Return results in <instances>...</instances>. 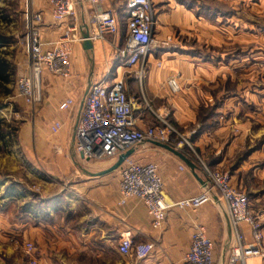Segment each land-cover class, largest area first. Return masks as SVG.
<instances>
[{"label": "crops", "instance_id": "obj_1", "mask_svg": "<svg viewBox=\"0 0 264 264\" xmlns=\"http://www.w3.org/2000/svg\"><path fill=\"white\" fill-rule=\"evenodd\" d=\"M33 1L35 3V0ZM152 3L156 16L154 38L158 43L168 37L172 38L169 45L171 49L157 47L151 50L147 57L145 77L141 86L145 97L149 101L153 98L157 99L160 105L170 95L171 91L166 85L169 78H175L178 84H183L197 76L198 71L193 67L199 60L195 58L193 43L197 38L199 39L197 30L202 23L193 15V11L182 3L172 0H152ZM39 5L41 9H38L43 13V22L39 26L40 39L48 43L59 36L60 30L51 25L46 5L41 1ZM124 5L125 0H105L104 2L105 7L115 10L121 18L124 14ZM122 23L124 25L122 37L117 34L112 36L114 42H108L107 36L102 41L92 43L94 82L103 78L108 80L124 78L127 95L132 102L136 126L144 129L153 125L154 119L143 109L140 85L135 76L136 71L126 69L117 54V50L123 47V37L126 34L124 21ZM103 51L106 55L102 54ZM89 61L81 43L75 44L72 47L69 79L63 80L46 71L42 75L40 104H43L46 109L44 114L47 117L48 133L58 137L56 140L58 147L61 145L65 148L63 155L53 153V157L56 164L59 158L68 160L73 170L79 175L75 173V183L68 187L66 192H57L41 206L27 203L21 212L19 233L35 241L39 251L38 264H185L184 257L189 248L194 225H202L206 229L208 238L214 243V263L217 264L226 245L227 232L224 219L215 202L209 200L195 210L171 207L166 211L161 228L153 229L142 202L129 198L124 204H120L119 167L98 176H90L82 171L97 175L110 168L118 158L107 159L109 162L102 161L104 159L86 161L74 151L75 135L72 139V125L78 102L88 83ZM157 64L160 66L158 67ZM26 72L27 68L23 74ZM227 75L234 83V76L230 74V71ZM224 77L225 75L220 78ZM193 87L194 85H191L190 89V86H187L185 92L191 93ZM202 94L203 106H209L211 97L206 92ZM230 95H227L222 102L218 101L214 110V114L219 117L217 127L212 131L211 140H206L207 135H199L193 142L199 153L206 156L208 166L222 169L226 164L232 163L235 158H241L242 156L237 155L241 154L246 146L251 147L252 140L256 141L262 137L263 140H258L261 142L260 147L249 154L246 160L240 162L230 176L231 184L246 193L241 185L232 181L237 179V176H239V183L246 181L252 164L259 159L258 157H264V123H261L262 121L252 123L248 121L249 119L237 118L238 103L235 94ZM67 98L73 99L75 106L69 111H59L58 106ZM172 105L175 109L169 117L172 124L175 122L180 127L192 124L194 103H190L192 107L190 109L178 99H172ZM226 110H228V117L221 121L220 117L224 116ZM55 120L61 122L62 128L53 135L49 128ZM133 150L130 157L134 160L140 163L155 162L158 165L163 181V201L167 205L203 193L201 185L188 168L169 152L150 143L140 145ZM181 153L188 157L185 151ZM42 154L43 150H38L37 155L41 157ZM180 166L184 167L182 171L179 169ZM13 194L15 195L13 190H6L2 201L14 200ZM250 195V193L247 194L248 199ZM17 197L24 199L21 194ZM252 199L259 200L256 197ZM262 199L264 200V197ZM219 203L223 208L220 201ZM262 221L264 222V215ZM126 231L131 233L135 243L152 242L154 244L152 252L146 259L138 261L132 257L119 255L118 241L121 234ZM241 232L243 241L249 242V228L242 226ZM262 232L264 234V226ZM232 239L231 230L230 246Z\"/></svg>", "mask_w": 264, "mask_h": 264}, {"label": "built area", "instance_id": "obj_2", "mask_svg": "<svg viewBox=\"0 0 264 264\" xmlns=\"http://www.w3.org/2000/svg\"><path fill=\"white\" fill-rule=\"evenodd\" d=\"M32 2V3H31ZM46 5L52 26L60 30L59 36L51 42L40 39L39 26L43 22L41 10L35 11L33 0H25V34L22 47L27 61V72L18 77L15 85L17 97L27 106L34 108L41 102V79L43 72L61 78L71 76V54L75 44L82 43L79 33V19L74 0H42ZM84 6L87 23V40L91 43L102 41L107 36L118 34V14L105 7V0H80ZM122 20L126 34L123 47L117 54L126 69H134L140 85L143 109L154 119V123L144 129L136 126L132 102L126 91L124 78L94 82L80 116L74 141V151L86 161L113 159L130 147L143 141L167 145L177 151L186 152L190 160L201 170L208 181L209 190L221 202L232 230V244L227 264H262L264 262V234L259 218L251 211L245 192L231 184L227 172L211 168L193 150L169 120V110L161 105L152 107L142 90L147 57L153 48L163 47L166 41L158 43L154 38L156 16L152 0H125ZM159 67L160 64H157ZM172 93L179 91L178 81L169 78L166 82ZM75 106L73 99L67 98L59 106L61 112ZM62 128L60 121L50 125V133L56 135ZM120 204L134 198L145 206L153 229H160L171 207L195 210L209 201L206 193L185 198L167 205L163 201V181L155 162L140 163L128 157L119 166ZM179 169L182 171L183 166ZM250 231V241L244 242L241 227ZM154 248L152 242L135 243L129 231L121 234L117 251L122 257L135 260L146 259ZM28 264H36L35 248L32 243L22 245ZM185 264H215L214 243L208 238L202 225H194L190 236Z\"/></svg>", "mask_w": 264, "mask_h": 264}, {"label": "rangeland", "instance_id": "obj_3", "mask_svg": "<svg viewBox=\"0 0 264 264\" xmlns=\"http://www.w3.org/2000/svg\"><path fill=\"white\" fill-rule=\"evenodd\" d=\"M40 1L42 2L35 0L33 3L36 4L33 6L35 10L41 9ZM172 1L182 3L192 10L193 15L202 23L197 30L199 39L197 38L193 43L195 58L199 60L193 69L197 70L198 74L190 81L179 83V91L170 92L164 103L159 105L157 99L153 98L150 104L153 108L165 106L171 117L175 112L172 99H178L190 109H192L190 103H194L192 124L180 127L173 122L175 124L173 125L207 163L206 156L199 153L193 140L199 135H207L206 140H211L212 131L217 127L219 117L214 114L218 101L222 102L227 95L235 94L238 103L236 117L240 120L249 119L248 121L252 123L256 121L264 123V0ZM24 8L25 0H0V34L8 42L0 48V55L8 61L11 70V81L6 86L7 92L0 90L2 135L0 138V264H28L22 249L25 242L33 244L36 264L39 263V251L35 241L19 233L21 212L27 203L41 206L57 192H66L68 187L75 183V175H79L68 160L59 158L56 164L53 155L56 153L63 155L65 148L61 145L58 147L56 145L58 137L48 133L47 117L44 114L46 109L43 104L31 108L16 94V81L27 68L26 57L22 50V39L25 34ZM118 18V34L122 37L124 25L120 15ZM107 40L110 43L114 42V37L108 36ZM164 41L167 44L163 48L171 49L169 45L172 38L168 37ZM102 54L106 55V52L103 51ZM229 71L234 76V83L230 81L229 74L227 75ZM219 75L225 77L221 79ZM191 85H194L191 93L185 92L187 86L191 89ZM202 92H206L211 97L212 105L203 106ZM227 117L228 110L220 120ZM258 140H252V146H246L244 151L237 155L242 156L241 158L237 157L224 168L216 169L231 176L238 164L260 147L261 142ZM38 150H43L41 157L37 155ZM258 158L248 170L246 181L239 183L237 176L232 183L241 185L247 194H251L250 209L260 218L263 229L264 157ZM102 161L109 162L107 159ZM8 189L14 191V200L3 202L2 197ZM20 194L24 199H18L17 196ZM252 197L259 200L254 201Z\"/></svg>", "mask_w": 264, "mask_h": 264}, {"label": "water", "instance_id": "obj_4", "mask_svg": "<svg viewBox=\"0 0 264 264\" xmlns=\"http://www.w3.org/2000/svg\"><path fill=\"white\" fill-rule=\"evenodd\" d=\"M74 1H75V9H76L77 16L79 19V33H80V36L83 40L81 45H82L83 50L87 54L88 59H90V61H89L90 66H89L88 83H87L86 89H85L81 99L79 100L77 108H76V113H75V117H74V121H73V125H72V139L75 135L76 128H77L80 116L82 114V111H83V107L85 104L86 97H87L91 87L94 84V76H93L94 62H93V57H92V43L87 40L88 34H87V23H86V17H85V10H84V6L80 2V0H74ZM149 143L154 145L155 147L163 149V150L169 152L170 154H172L173 156L177 157L188 168V170L191 172L192 176L199 183V185H201L203 192L206 193L208 195L209 199L211 201L215 202L217 207L220 209L219 211L221 213V216L224 219V223L226 226L227 241H226V245L224 247V250L222 252L221 258L217 264H227V260H228V256H229V252H230V243H231V227H230L228 216H227L226 212L223 210V208L221 207V205L218 201V198L215 197L212 192H210L208 181L205 178L204 174L201 172V170H198L197 166L188 157H186L183 153H181L180 151H177V150H175V149H173L167 145L161 144V143L152 142V141H143L137 145L130 147L125 152L120 154L118 156L116 162L110 168H108L107 170H105L101 173H98L97 175L91 174L85 170H82V171L84 173L90 175V176H98V175H102L105 173L112 172V171L116 170L124 162L125 159H127L128 157H130L132 155V153L134 152V150H133L134 148H136L140 145L149 144Z\"/></svg>", "mask_w": 264, "mask_h": 264}, {"label": "trees", "instance_id": "obj_5", "mask_svg": "<svg viewBox=\"0 0 264 264\" xmlns=\"http://www.w3.org/2000/svg\"><path fill=\"white\" fill-rule=\"evenodd\" d=\"M7 39L0 34V47L1 46H5L7 45ZM11 79V70H10V65L9 63L0 57V90L3 89L6 91V86L7 84L10 83ZM0 124H1V120H0ZM0 138H2V135L0 133Z\"/></svg>", "mask_w": 264, "mask_h": 264}]
</instances>
